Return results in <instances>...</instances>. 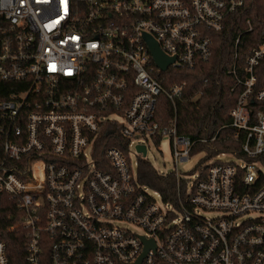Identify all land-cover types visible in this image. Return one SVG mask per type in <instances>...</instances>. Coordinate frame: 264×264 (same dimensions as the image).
Masks as SVG:
<instances>
[{
  "label": "built area",
  "instance_id": "built-area-1",
  "mask_svg": "<svg viewBox=\"0 0 264 264\" xmlns=\"http://www.w3.org/2000/svg\"><path fill=\"white\" fill-rule=\"evenodd\" d=\"M246 2L0 0V84L14 83L0 85V264L15 232L24 264H264V39L241 56L240 34L228 70L245 157L220 153L236 160L216 155L191 183L177 169V204L138 178V145L167 137L176 164L190 160L196 142L177 117L156 116L186 82L160 76L209 60ZM146 35L175 57L166 71Z\"/></svg>",
  "mask_w": 264,
  "mask_h": 264
},
{
  "label": "trees",
  "instance_id": "trees-1",
  "mask_svg": "<svg viewBox=\"0 0 264 264\" xmlns=\"http://www.w3.org/2000/svg\"><path fill=\"white\" fill-rule=\"evenodd\" d=\"M248 20L254 27L251 32H246ZM240 34L242 36L238 48L241 56L264 39V0H247L242 10L227 18L225 29L213 34V55L209 60L200 62L192 69L170 68L160 76L166 87L186 82V87L177 98L175 107L166 96L159 98L156 116L161 125H167L174 116L177 117L179 134L188 136L196 142L192 154L199 150L206 152L200 165L220 153H235L239 157H245L241 141L235 139L230 124V110L236 104L238 89L232 91L235 81L228 70L232 67L235 41ZM13 84L9 82L0 85L9 87ZM4 96L0 95V98ZM215 134L218 138L210 140L209 138ZM200 139L208 141L201 142ZM156 141L159 142V138ZM1 147L0 144V155ZM138 178L142 185L158 191L164 201L177 204L179 196L174 174L159 173L149 160L143 158L139 162ZM185 185L186 181L183 180V189ZM3 200L8 204L12 202L8 197H4ZM5 209L9 211L10 220L15 211L11 207ZM4 239L8 245L11 263L24 264L23 246L17 232L7 234Z\"/></svg>",
  "mask_w": 264,
  "mask_h": 264
},
{
  "label": "rangeland",
  "instance_id": "rangeland-1",
  "mask_svg": "<svg viewBox=\"0 0 264 264\" xmlns=\"http://www.w3.org/2000/svg\"><path fill=\"white\" fill-rule=\"evenodd\" d=\"M148 152L147 155L143 156L145 159L149 160L153 166L157 169V171L163 175L176 172L177 169L181 171L183 175H190V171L194 173V176H191V183L194 178H196L197 171H195V167L200 164V161L206 155L205 151L199 150L193 154H191L190 160L185 163L176 164L171 150V143L169 138L165 137L161 140L160 144H155L152 141L148 143ZM134 146L131 147V150L134 151ZM220 161L226 162H234L236 157L232 154H220L217 157ZM264 170V168H263ZM157 201L160 202V199L157 197ZM205 216L215 217L218 214L215 212H203ZM133 227V226H132ZM139 233H142V230L139 228L133 227Z\"/></svg>",
  "mask_w": 264,
  "mask_h": 264
},
{
  "label": "water",
  "instance_id": "water-1",
  "mask_svg": "<svg viewBox=\"0 0 264 264\" xmlns=\"http://www.w3.org/2000/svg\"><path fill=\"white\" fill-rule=\"evenodd\" d=\"M146 40L149 45L151 54L155 60L156 65L163 71H166L168 67L175 62V57H168L161 50L159 44L152 37L146 35ZM137 150L141 152L144 156L147 155V148L145 145H138Z\"/></svg>",
  "mask_w": 264,
  "mask_h": 264
}]
</instances>
